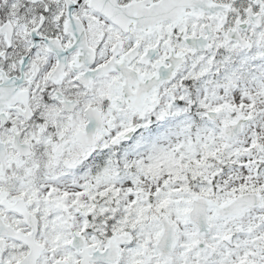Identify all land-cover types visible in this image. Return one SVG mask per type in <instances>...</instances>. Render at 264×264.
Returning a JSON list of instances; mask_svg holds the SVG:
<instances>
[{"label": "snow or ice", "instance_id": "snow-or-ice-1", "mask_svg": "<svg viewBox=\"0 0 264 264\" xmlns=\"http://www.w3.org/2000/svg\"><path fill=\"white\" fill-rule=\"evenodd\" d=\"M0 264H264V0H0Z\"/></svg>", "mask_w": 264, "mask_h": 264}]
</instances>
